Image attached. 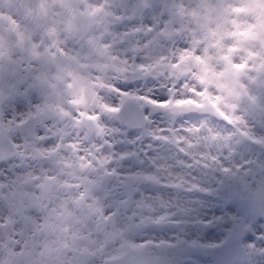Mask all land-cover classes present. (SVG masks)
I'll list each match as a JSON object with an SVG mask.
<instances>
[{"label": "snow or ice", "instance_id": "obj_1", "mask_svg": "<svg viewBox=\"0 0 264 264\" xmlns=\"http://www.w3.org/2000/svg\"><path fill=\"white\" fill-rule=\"evenodd\" d=\"M248 2L51 0L49 16L40 0L0 46V264H264V46L242 47L234 19Z\"/></svg>", "mask_w": 264, "mask_h": 264}, {"label": "rangeland", "instance_id": "obj_2", "mask_svg": "<svg viewBox=\"0 0 264 264\" xmlns=\"http://www.w3.org/2000/svg\"><path fill=\"white\" fill-rule=\"evenodd\" d=\"M0 4L6 6L4 10L0 11V22H1L0 26L2 27L1 32L5 34V37L7 39V42H5L6 44L5 48L9 50L10 48L18 44L21 35L27 32L28 29L35 22L43 19V11L41 10L40 0H0ZM46 7L48 9L49 16H51L53 10L58 9V7H56L51 3V0H49V3L48 5H46ZM4 22L16 28V37L14 39H12L9 36V33L7 32V28H6L7 24H4ZM4 28L5 30L3 31ZM152 119L160 127L166 126L162 113L159 112L154 113L152 115ZM115 126L118 127L119 125H115ZM81 135H83V133H81ZM109 135L113 136L115 140L123 139L127 141L128 139H131V136L126 137L120 133H115V134L109 133ZM149 143H153V142L150 140V138L145 137L141 142L136 143L134 146L128 145L127 143L121 144L118 146V150L129 149V148H134L137 151H139L140 149L147 150V145ZM153 146L155 147V144ZM253 151L255 152V149H253ZM176 172L179 173V170L176 169ZM209 187H212L214 190L215 187H218V185H210ZM193 199H197V197H193ZM196 207H200V205H196ZM203 210L207 213L209 218H211L212 215H220L224 213L223 200L218 198L214 192L213 197L209 198L205 203ZM225 218L227 219L226 214H225ZM244 222L245 221L242 219V224ZM224 229H225V225L223 223L218 224L212 229H209L208 232L203 236L204 241H206L207 243H216L219 240L224 239V235H225ZM50 247L51 244H49V248ZM210 251L211 250L202 253L198 256H193L190 264H215V260L209 257Z\"/></svg>", "mask_w": 264, "mask_h": 264}, {"label": "flooded vegetation", "instance_id": "obj_3", "mask_svg": "<svg viewBox=\"0 0 264 264\" xmlns=\"http://www.w3.org/2000/svg\"><path fill=\"white\" fill-rule=\"evenodd\" d=\"M236 2H238V0H232V3ZM55 6L59 8V5ZM227 6L228 5L225 4L224 7ZM5 8L6 6L0 4V11ZM211 19L214 23H220L225 29L229 27L230 18L226 15L223 8L213 12ZM234 19L238 26L245 29V33L239 37L243 42L241 45L242 47L246 49H255L258 46H264V3H262L261 0H250V2L244 3L240 11L235 13ZM249 21H252L253 23L250 24ZM4 24L7 23L4 22ZM1 28L2 27L0 26V46L6 51L5 42H7V39L5 34L1 32ZM6 28L9 36L14 39L16 37V28L8 24ZM4 30L5 28L3 31Z\"/></svg>", "mask_w": 264, "mask_h": 264}, {"label": "water", "instance_id": "obj_4", "mask_svg": "<svg viewBox=\"0 0 264 264\" xmlns=\"http://www.w3.org/2000/svg\"><path fill=\"white\" fill-rule=\"evenodd\" d=\"M87 26V25H85ZM2 134V133H0ZM247 207H249V210L252 211V213L254 215H258L260 212V206L259 204H246ZM209 257H211L212 259L215 260V264L216 262L221 258L220 254L218 252L215 251H210Z\"/></svg>", "mask_w": 264, "mask_h": 264}]
</instances>
